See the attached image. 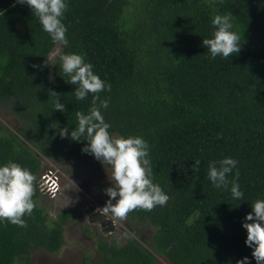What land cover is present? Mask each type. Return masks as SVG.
Returning <instances> with one entry per match:
<instances>
[{
  "label": "trees",
  "instance_id": "trees-1",
  "mask_svg": "<svg viewBox=\"0 0 264 264\" xmlns=\"http://www.w3.org/2000/svg\"><path fill=\"white\" fill-rule=\"evenodd\" d=\"M65 2L68 45L44 66L56 44L27 4L0 0V108L19 120L14 129L0 122V166L16 162L38 177L42 157L86 155L87 141L70 133L93 94L76 99L77 85L66 82L59 59L81 54L111 84L99 93L110 101L102 109L110 134L148 142L153 183L170 197L165 206L130 212L133 233L123 243L98 238L97 263L156 264L162 257L170 264H237L248 257L257 264L242 225L252 202L264 199V0H134L133 9L130 0ZM216 15L230 16V31L240 37V52L227 59H211L203 46L216 31ZM49 90L60 94L64 112L54 110ZM54 122L68 128L67 138L50 128ZM227 157L238 161L229 179L238 169L242 199L208 178L209 162ZM196 160L199 171L192 170ZM39 194L36 181V206L22 217L27 227L0 221V264H30L31 249L63 245L72 209L48 218L35 201ZM134 222L153 225L149 239L137 235Z\"/></svg>",
  "mask_w": 264,
  "mask_h": 264
},
{
  "label": "clouds",
  "instance_id": "clouds-1",
  "mask_svg": "<svg viewBox=\"0 0 264 264\" xmlns=\"http://www.w3.org/2000/svg\"><path fill=\"white\" fill-rule=\"evenodd\" d=\"M18 4H27L32 13L39 19L43 30L47 32L54 44L68 45L67 27L62 23V17L67 10L65 0H15ZM15 3L13 6H15ZM216 28L212 38L203 39V46L210 52V58L215 59L222 55L225 59L234 53H239L241 46L240 37L230 31L232 24L230 16L216 15L212 19ZM55 52L46 58L44 66L49 65V60ZM63 73L70 77L66 81L77 85L75 97L85 100L92 93L91 107L87 114L83 111L75 113L78 120L77 126L71 131L70 136L74 141H87L82 152L94 155L95 159L111 168L109 178L112 186L104 192L109 197L102 208L96 212L105 218L111 215L114 220L124 221L130 212L137 208L151 211L156 207L165 206L169 196L165 194L159 184H154L152 179L153 168L149 157V144L139 136H115L110 134L111 125L105 121L102 109L109 107V99H102L99 93L111 91V84L96 75L93 65L86 63L81 54H60ZM33 67H39L33 65ZM50 99L55 97L54 110L64 112L65 104L60 102V94L49 90ZM58 129L61 138L69 136L67 127L60 128L58 122L50 125ZM81 137H84L81 140ZM238 161L231 157L219 161H211L208 165V178L216 188L231 191L233 199H242L244 193L240 189L239 170L235 177L229 179ZM200 161L196 160L192 166L193 171H199ZM37 177L27 168L16 162L9 161L0 166V221H8L19 227H27L22 217L31 215L35 208L33 196ZM55 197V192L52 193ZM252 211L247 214L243 228L247 230L246 245L253 249L252 256L257 264H264V199H257L251 204ZM250 221V223H249ZM237 264H250L248 257L237 261Z\"/></svg>",
  "mask_w": 264,
  "mask_h": 264
},
{
  "label": "rangeland",
  "instance_id": "rangeland-1",
  "mask_svg": "<svg viewBox=\"0 0 264 264\" xmlns=\"http://www.w3.org/2000/svg\"><path fill=\"white\" fill-rule=\"evenodd\" d=\"M133 2L134 0H130L129 9L134 8ZM59 47L60 44H56L50 54L56 53ZM0 122L9 129L18 128L19 124L16 115L8 114L2 108H0ZM111 134L120 136L117 132ZM50 165L56 166L60 171V190L55 197L40 192L35 201L43 207L48 218H53L65 207L72 209V213L63 227V245L56 252L48 251L43 247L31 249L30 264H84L81 259L99 258L100 254L95 246L97 237L121 244L129 233H133L132 228L128 226V218L124 221L114 220L116 223L114 229L111 232H104L99 229V222L90 221L85 213L88 204L102 208L109 199L104 192L107 187L112 186L109 180L111 168L108 165H103L94 155L89 154L73 160L42 157V168ZM133 226L137 227L139 237L145 240L150 238L153 225L149 222H134ZM21 263V260H17L15 264ZM156 264L170 263L158 257Z\"/></svg>",
  "mask_w": 264,
  "mask_h": 264
},
{
  "label": "built area",
  "instance_id": "built-area-1",
  "mask_svg": "<svg viewBox=\"0 0 264 264\" xmlns=\"http://www.w3.org/2000/svg\"><path fill=\"white\" fill-rule=\"evenodd\" d=\"M37 186L40 192L48 196H53V192L56 195L60 190L59 169L54 165L43 168L37 177Z\"/></svg>",
  "mask_w": 264,
  "mask_h": 264
},
{
  "label": "water",
  "instance_id": "water-1",
  "mask_svg": "<svg viewBox=\"0 0 264 264\" xmlns=\"http://www.w3.org/2000/svg\"><path fill=\"white\" fill-rule=\"evenodd\" d=\"M2 125H5L3 122H1ZM98 207L94 204H88V208L85 209V213L88 215V218L90 221L93 222H99L100 225L103 226L104 231H111L114 229L115 221L111 217H104L100 213L96 212V209Z\"/></svg>",
  "mask_w": 264,
  "mask_h": 264
},
{
  "label": "flooded vegetation",
  "instance_id": "flooded-vegetation-1",
  "mask_svg": "<svg viewBox=\"0 0 264 264\" xmlns=\"http://www.w3.org/2000/svg\"><path fill=\"white\" fill-rule=\"evenodd\" d=\"M110 217V216H109ZM112 218V217H111ZM113 219V218H112ZM115 225H116V223H115ZM115 227V226H114ZM99 229L101 230V231H104L103 230V226L102 225H100L99 224ZM112 231V230H111ZM111 231H104V232H111ZM98 238H100V237H97L96 238V241H95V246H96V249H97V251L99 252V258H97V259H94V258H92V259H89V258H85V259H81L82 260V262L84 263V264H98L97 263V261L101 258V251L100 250H98V247H97V241H98ZM103 238V237H102ZM106 241V240H105ZM112 242H114V241H107V243H112ZM115 243V242H114Z\"/></svg>",
  "mask_w": 264,
  "mask_h": 264
}]
</instances>
